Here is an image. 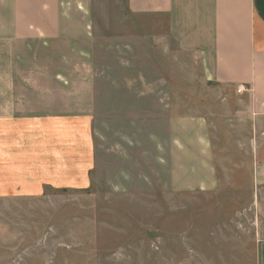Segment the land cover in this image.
<instances>
[{
  "label": "crops",
  "instance_id": "crops-1",
  "mask_svg": "<svg viewBox=\"0 0 264 264\" xmlns=\"http://www.w3.org/2000/svg\"><path fill=\"white\" fill-rule=\"evenodd\" d=\"M102 1L0 0V165L40 166L45 121L93 115L97 21H159L145 30L150 53L169 39L178 84L188 64L201 87L165 107L168 192L199 201L194 224L210 231L202 264H264V0H107L114 17L99 13Z\"/></svg>",
  "mask_w": 264,
  "mask_h": 264
},
{
  "label": "rangeland",
  "instance_id": "rangeland-1",
  "mask_svg": "<svg viewBox=\"0 0 264 264\" xmlns=\"http://www.w3.org/2000/svg\"><path fill=\"white\" fill-rule=\"evenodd\" d=\"M101 3L99 13L114 17L110 1ZM142 22H127V30L114 20L95 23L93 115L45 121L40 166L19 164L20 173L0 165V264H202L209 258L210 231L202 230L209 223L194 224L202 215L192 212L199 201L168 192L161 154L167 110L176 108L182 91L190 96L201 87L188 64L185 85L178 84L183 65L172 42L155 38L151 54L145 30L159 21ZM121 95L147 98L116 102ZM150 107L152 135L144 132Z\"/></svg>",
  "mask_w": 264,
  "mask_h": 264
},
{
  "label": "built area",
  "instance_id": "built-area-1",
  "mask_svg": "<svg viewBox=\"0 0 264 264\" xmlns=\"http://www.w3.org/2000/svg\"><path fill=\"white\" fill-rule=\"evenodd\" d=\"M245 87H243L242 85H239L237 86V93H241L243 91H245ZM262 240H264V233H263V236H262Z\"/></svg>",
  "mask_w": 264,
  "mask_h": 264
}]
</instances>
